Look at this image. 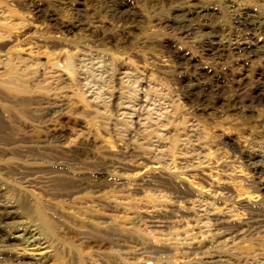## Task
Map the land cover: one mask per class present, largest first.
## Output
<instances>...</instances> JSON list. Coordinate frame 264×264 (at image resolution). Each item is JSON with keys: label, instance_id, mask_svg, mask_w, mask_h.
Listing matches in <instances>:
<instances>
[{"label": "rangeland", "instance_id": "obj_1", "mask_svg": "<svg viewBox=\"0 0 264 264\" xmlns=\"http://www.w3.org/2000/svg\"><path fill=\"white\" fill-rule=\"evenodd\" d=\"M248 156L264 0H0V264H264Z\"/></svg>", "mask_w": 264, "mask_h": 264}, {"label": "bare ground", "instance_id": "obj_2", "mask_svg": "<svg viewBox=\"0 0 264 264\" xmlns=\"http://www.w3.org/2000/svg\"><path fill=\"white\" fill-rule=\"evenodd\" d=\"M110 1V0H109ZM121 1V0H120ZM115 2V1H114ZM123 3V2H122ZM111 13L113 14L114 13V16L117 15V17L119 19H123V18H127L129 19L130 16L128 14H126L125 12H122L123 10V7L122 5H120V3H116V4H111ZM105 6V5H104ZM192 6V5H191ZM106 7V6H105ZM108 8V7H106ZM190 8H193V7H190ZM110 9V8H109ZM194 9V8H193ZM40 10V9H39ZM129 10V9H128ZM41 11V10H40ZM109 11V10H108ZM181 11V10H180ZM188 11V12H187ZM185 12V14L183 13H179V14H183L184 15V19L182 21H177L176 22V19L174 21L172 20H169L168 21V25L167 27H170L172 28V30H175L176 33L180 34V35H185V36H188L189 34L191 33H194L197 31L199 25L197 23H194V20L191 18V16L193 17V15L196 14L195 11H193L192 13L189 12V10H187ZM198 11V10H197ZM42 12V11H41ZM44 13V12H43ZM109 14V13H108ZM198 14V13H197ZM41 15V14H40ZM43 15V14H42ZM40 17V16H39ZM47 17V16H46ZM178 18H181V17H178ZM195 18V17H194ZM170 19V18H169ZM197 19V18H195ZM126 20V19H125ZM168 20V19H167ZM114 21V20H113ZM123 21V20H122ZM127 21V20H126ZM234 21V20H233ZM236 24L239 26V27H242L244 28L245 30H251L252 27L255 25V22L254 20H252L251 17H246V18H243L242 20H237L236 19ZM78 22V21H77ZM81 22V21H80ZM198 22H200L198 20ZM201 25V24H200ZM74 26V24H73ZM201 27V26H200ZM209 34V33H208ZM208 37V36H207ZM208 39V42L206 43V47L208 50H214L215 49V41H216V38L214 35H211L209 34V37L207 38ZM244 45L243 46H236V50L239 51V50H248V44L247 43H243ZM218 45V44H217ZM220 49V48H219ZM249 52V51H248ZM193 71V70H192ZM194 73V72H193ZM198 73V72H196ZM200 75V74H198ZM198 77V76H197ZM196 78V76H195ZM202 78V77H201ZM198 80V79H197ZM204 81V80H203ZM201 82V81H200ZM203 85V84H202ZM191 93V92H190ZM189 93V94H190ZM192 95V94H191ZM187 98V97H186ZM198 102V101H197ZM258 154V153H257ZM259 155V154H258ZM261 155V154H260ZM249 157V156H248ZM248 165H250V167L254 170L255 174L257 175L258 177V183H259V187H260V190L262 192H264V177H262L264 175V158H262V156L259 158L258 156H251L249 157L248 159ZM246 161V160H245ZM100 173V172H99ZM101 175V174H99ZM256 177V178H257ZM258 185V184H257ZM6 207V206H5ZM2 215L0 216V221L1 223L3 224L9 214V211H7V209L5 210H2ZM1 212V211H0ZM13 213V212H12ZM1 229V228H0ZM222 236V235H221ZM22 240H8L7 237H4L3 234L1 233V230H0V244L2 245L3 248H18L20 246V244H22ZM1 247V248H2ZM7 259H8V256H6ZM5 257V258H6ZM10 259V258H9ZM14 261H19L20 263L19 264H26L24 262L21 261V259H17V260H14ZM14 263V262H13ZM211 263V262H210ZM212 264V263H211Z\"/></svg>", "mask_w": 264, "mask_h": 264}]
</instances>
